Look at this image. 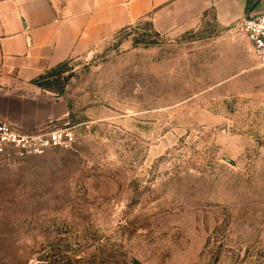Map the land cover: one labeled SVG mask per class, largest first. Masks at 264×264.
<instances>
[{"label":"rangeland","instance_id":"obj_1","mask_svg":"<svg viewBox=\"0 0 264 264\" xmlns=\"http://www.w3.org/2000/svg\"><path fill=\"white\" fill-rule=\"evenodd\" d=\"M55 69L33 129L73 144L0 157V264H264V76L235 26L139 21Z\"/></svg>","mask_w":264,"mask_h":264},{"label":"crops","instance_id":"obj_2","mask_svg":"<svg viewBox=\"0 0 264 264\" xmlns=\"http://www.w3.org/2000/svg\"><path fill=\"white\" fill-rule=\"evenodd\" d=\"M250 2L0 0V121L25 130L41 125L43 90L32 81L139 21L173 37L194 29L211 12L219 27L229 28L264 14V0Z\"/></svg>","mask_w":264,"mask_h":264},{"label":"built area","instance_id":"obj_3","mask_svg":"<svg viewBox=\"0 0 264 264\" xmlns=\"http://www.w3.org/2000/svg\"><path fill=\"white\" fill-rule=\"evenodd\" d=\"M234 26L248 42L257 68L264 76V14L243 19ZM72 144L73 135L69 128L25 130L0 121V157L41 156L49 150L69 149Z\"/></svg>","mask_w":264,"mask_h":264},{"label":"trees","instance_id":"obj_4","mask_svg":"<svg viewBox=\"0 0 264 264\" xmlns=\"http://www.w3.org/2000/svg\"><path fill=\"white\" fill-rule=\"evenodd\" d=\"M62 64V63H61ZM60 67V64L55 66L54 68L46 71V73L43 75H39L36 79H34L32 81V84H34L35 86L39 87L40 89L42 90H47V91H52L54 92L53 90L56 88H53L51 83L48 81L49 78L51 79L53 77V73L55 72V68H59Z\"/></svg>","mask_w":264,"mask_h":264},{"label":"water","instance_id":"obj_5","mask_svg":"<svg viewBox=\"0 0 264 264\" xmlns=\"http://www.w3.org/2000/svg\"><path fill=\"white\" fill-rule=\"evenodd\" d=\"M227 163H229L230 165H233L232 162L228 161V160H225ZM135 264H138V263H135Z\"/></svg>","mask_w":264,"mask_h":264}]
</instances>
